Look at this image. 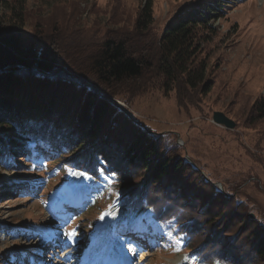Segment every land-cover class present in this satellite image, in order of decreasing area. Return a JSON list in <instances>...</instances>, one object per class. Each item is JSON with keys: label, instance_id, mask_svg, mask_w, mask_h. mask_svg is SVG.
<instances>
[{"label": "trees", "instance_id": "1", "mask_svg": "<svg viewBox=\"0 0 264 264\" xmlns=\"http://www.w3.org/2000/svg\"><path fill=\"white\" fill-rule=\"evenodd\" d=\"M224 2L193 1L157 32L147 0L122 21L126 25L78 42L69 39L70 26L59 32L62 19L27 30L21 7H9L15 24L0 13V166L19 169L14 155L29 161V183L13 186L24 194L40 186L42 196L51 178L62 176L64 183L81 171L90 181L89 206L109 194L112 203L150 207L152 222L176 223L192 263L264 264V221L206 180L179 145L151 135L114 102L160 89L174 91L183 109L197 104L211 85L202 40ZM261 100L251 106L256 118L264 117ZM58 216L67 223L74 211ZM141 230L149 233L145 222Z\"/></svg>", "mask_w": 264, "mask_h": 264}, {"label": "rangeland", "instance_id": "2", "mask_svg": "<svg viewBox=\"0 0 264 264\" xmlns=\"http://www.w3.org/2000/svg\"><path fill=\"white\" fill-rule=\"evenodd\" d=\"M193 1L201 2L152 0L154 29L160 32L172 14ZM146 2L0 0V13L11 24L9 7H21L22 26L27 30L37 23L62 19L66 24L59 32L70 26L71 41H96L109 29L126 25L122 21H129L133 10ZM222 4L223 12L210 21L213 30L205 32L202 40L205 80L211 85L197 104L183 109L174 91L165 95L160 89L114 102L151 135L166 136L170 145H179L181 156H188L202 176L212 178L221 190L228 189L249 206L250 214L264 221V195L257 189L259 185L264 190V117L256 118L251 112L252 104L264 99V0H225ZM214 111L225 113L235 127L215 124ZM13 163L20 168L13 171L0 166V264H115L112 257L120 250L127 264H195L181 248L176 223L170 219L152 222L150 207L112 203L109 194L89 206L90 181L81 171L64 183L62 176L51 178L42 196L40 186L35 193L28 188L24 194L13 185L29 183V161L14 155ZM72 209L74 217L67 223L59 218ZM142 222L149 233L142 232Z\"/></svg>", "mask_w": 264, "mask_h": 264}, {"label": "water", "instance_id": "3", "mask_svg": "<svg viewBox=\"0 0 264 264\" xmlns=\"http://www.w3.org/2000/svg\"><path fill=\"white\" fill-rule=\"evenodd\" d=\"M116 106L117 108L121 109V107L118 104H116ZM212 120L215 124L223 126L227 129H233L236 125V123L231 118H229L225 113L221 111H214L212 114ZM186 160L190 162L194 166V168H196L195 164L192 161H190L188 156H186ZM205 179L207 180L208 178L205 177ZM217 185L221 188L220 184ZM250 217L254 218V215L251 213Z\"/></svg>", "mask_w": 264, "mask_h": 264}, {"label": "bare ground", "instance_id": "4", "mask_svg": "<svg viewBox=\"0 0 264 264\" xmlns=\"http://www.w3.org/2000/svg\"><path fill=\"white\" fill-rule=\"evenodd\" d=\"M117 217L114 216L113 218H111L110 222H113ZM119 256V252L118 253H115L112 257V260L115 261V264H116V257ZM84 264H87V263H84ZM90 264V263H89Z\"/></svg>", "mask_w": 264, "mask_h": 264}, {"label": "snow or ice", "instance_id": "5", "mask_svg": "<svg viewBox=\"0 0 264 264\" xmlns=\"http://www.w3.org/2000/svg\"><path fill=\"white\" fill-rule=\"evenodd\" d=\"M34 167H35V165H34ZM73 174L75 175V173H73ZM81 175H83V174L81 173ZM101 219H104V217L102 216ZM66 235L67 236H72V235H74V233H66Z\"/></svg>", "mask_w": 264, "mask_h": 264}]
</instances>
